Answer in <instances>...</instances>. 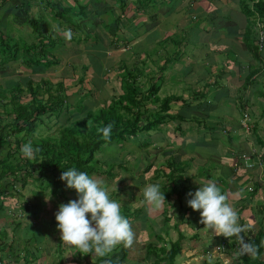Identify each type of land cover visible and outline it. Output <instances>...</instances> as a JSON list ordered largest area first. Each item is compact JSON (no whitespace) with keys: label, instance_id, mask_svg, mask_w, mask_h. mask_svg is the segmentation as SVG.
Wrapping results in <instances>:
<instances>
[{"label":"rangeland","instance_id":"1","mask_svg":"<svg viewBox=\"0 0 264 264\" xmlns=\"http://www.w3.org/2000/svg\"><path fill=\"white\" fill-rule=\"evenodd\" d=\"M117 1L118 3H120L119 0ZM126 1L128 3L130 1L134 2L135 0H126ZM108 3L109 5H107V9L112 10V0H108ZM226 7L231 8L232 10L237 9L236 6H232L230 4H228ZM117 8L121 10V3H120V7ZM55 9L56 6L51 5V10H55ZM120 10H116L115 13H117V15H120L121 14ZM126 10L127 12L130 10L129 5L126 8ZM161 10L163 9L158 8L156 11L154 10L153 13L154 12L157 13V16L162 15ZM68 15L69 14H66V16ZM109 17H110L109 20L111 21L109 23H104L99 33L96 32L98 35L97 37L98 39L96 38L97 40L91 39V34L93 33L92 31L93 29L80 30L82 31L80 33V36L77 37L75 34L73 35L70 41H67L65 40L64 37H61L62 40L65 41V46L60 45L62 47L57 49L58 50L57 56L60 58L61 62L59 65L49 70L35 71L34 69L29 68L23 60L24 53L22 50L19 58L16 61H10L8 63L7 61H5L6 55L4 53H1L0 54V61H1L0 88H5L6 91L10 92L11 90H13V87H16L18 85L17 84L12 86V84H8L9 81L14 80L17 83H19V85L23 86L24 95L29 96V91L25 87L27 84L26 81L28 80L34 81L35 84H39L41 81H50L52 85H56L58 82L63 81V83L66 86L72 87L71 91L69 92L71 94L72 92L77 91L78 82L79 80H82L84 82L83 87L89 90L93 89V91L97 94V96L99 95L98 104L92 105V111L97 112L98 109L102 108V106H106V104L109 102V98L111 96L110 95L111 90L109 87H111L112 89L116 86L119 87L120 85L119 82L115 81V77H117L118 73H120L119 68L122 67L121 61L127 60V63L129 64H132L133 62L137 63V61L144 58V53L142 52L144 48H146L144 49V51L149 53L148 56H150L151 54L154 57L153 60H155L156 62H160V60L162 61L163 58L167 57L166 55L165 57H163L162 53L161 52L159 53V47H157V45H161V43L157 42L155 44V41L157 39L156 36L157 34L155 33L158 30V28L156 29L157 19H152L153 21L151 22L150 17L147 16L146 17L147 21L144 22L141 20H137L136 22L133 23L126 21V19H122L119 26L116 19L115 20L112 19V15ZM234 18L237 19V21L239 20V17H234ZM50 24L53 25L52 23ZM79 24L83 25L84 23H79ZM131 26L134 27V29L136 28V30L129 34L127 30L131 29ZM71 31H75V30H71ZM258 31H259V37L258 35L256 36L257 39L256 43L258 42L259 45L260 33L262 32V30L259 29ZM29 32L30 29L28 30L25 29V31L21 33L24 36L23 37L21 35L20 37L21 39H16L19 38L20 32H15L14 35L16 36V38L14 40L16 42H21L23 40L26 42H33L35 38L30 37V35H28ZM55 36L60 39L59 34ZM122 37L124 38L127 37L130 40V42L128 44H123L122 42H119L118 38L120 39ZM78 38L81 40L80 43H77ZM118 42H119V46H116ZM239 43L241 44L242 42L240 41ZM223 46H226L225 42H223L222 46L217 45L216 47L219 48ZM103 48L108 49L111 53L109 52L107 54L105 52H102L101 49ZM260 50L264 51V46L263 49ZM112 53H117L119 55L115 56L112 55ZM98 54H100L101 56H105V58L102 60V64H100V60L97 61L94 60V57ZM206 56L208 57L206 60L207 62L213 61L214 63H217L216 56L217 57L220 56L221 59L231 58V55H219L216 53L207 54V55L205 54V57ZM112 63H114L115 66L117 67L120 66V67H118L117 70H112ZM94 64L96 65V69H93ZM83 65L89 67L87 75L85 74L86 71H83V69L81 68V66ZM152 65L153 64L149 62V66L152 67ZM253 65L256 68H260V71L263 70L264 58L262 57L261 61H258L257 59H253ZM73 66H77V68H75L77 69L76 71L74 70ZM157 66L159 67L160 64H157ZM164 69L168 70V68H164ZM96 70H98V73L100 74V76L96 75L97 77H99L98 79H94V77L96 76H92V74L95 73ZM243 70L246 71L244 67ZM196 71L197 70L194 71L193 75H190L187 78H184L182 75H179V78L185 81L183 84L180 85L167 84L166 86L168 88L169 85L172 87L171 90L166 89L165 95L186 93L185 95L190 96L192 93H195V89L192 87L196 85V80L203 77L205 74L204 72H202V75L198 76L196 74ZM165 72L167 73V71ZM83 75H85V77H83ZM166 77L168 78L169 76L166 74ZM92 80H95L97 86L101 89V91L99 90V92H97L94 89V87H92L91 84ZM117 81H119V78ZM251 81L254 83L250 86L249 90H246L242 94V103L244 105V109H242L243 113L240 112L238 114V111L236 110L234 111L233 114L232 110L225 111L223 107H219L218 109L216 108L214 109V111L211 112H206L205 105L203 104L204 100L201 101L202 102L201 104H195V105H189L183 107L181 111L182 113L188 109L192 111L191 116L192 119L194 120L192 122L193 124L192 127L190 128L183 127V125L188 122L180 124V127H174L171 125L169 126V123H167L168 126L164 127L165 132L163 131L153 132L152 133L153 141L158 146L160 145V147L157 149L156 148L150 149L151 157L149 160L147 159L148 157L144 155V150L141 147H139L135 143V141L133 142V144L130 143L123 147L120 145L113 144L111 147L106 149L103 155L99 156L100 160L103 162L104 169L108 168V165L110 164H115V169L113 170L115 176L113 179H109L106 176H98L97 174L92 177L102 181L103 185L109 189V196L112 197V199L119 201L121 204V208L130 207V209L132 208L140 209L141 207H143L144 210L146 209V212L142 214L140 219L132 217L129 220L132 225L133 231L135 233V241L133 246L128 248L129 249L128 257L123 258L122 256L123 252L115 250L118 248L117 246L112 251L111 254L112 256L110 255L112 258V263L110 264H154L153 260H147L145 258V251L147 246L146 243L150 241V238L152 237L151 234L152 231H154L156 234L161 235L165 243H168L167 245L169 248H171L170 243H175L179 240L180 241L183 240L182 250L176 259V264H204L205 261H209L208 262L209 264H236L237 255L235 256L231 255L232 251L235 252L234 254H236L239 248V246H234L231 243V240L234 237L228 239L223 236L215 235V233L212 230H209L205 228L203 224H200V212L193 211L187 205V199H190V197H188L187 194L189 192L193 193L196 191L195 190V186L197 185L195 184V182H197L196 178L198 179L199 177L203 178V174L208 175L212 173L213 176L212 180L213 181L215 180L214 182L217 184L220 190L226 189V187L228 189H231L234 186V183H230L225 180L224 182L227 183H224L220 175L223 166L226 168L230 166L228 161H231V159L224 155H230L229 153L230 150H232L235 153L236 148L233 147L235 145H233L231 142L227 143V141H225V143L217 141L218 143H216L217 145L216 147L207 144L206 146L210 147L208 149H196V148L192 149V153H190V155L194 153L199 155L203 154L204 157L206 158L210 157V160H208L207 158L201 164L199 162V165H196L195 162L191 163L190 167L186 171V176H185L188 177L189 180L188 182H186V197L182 201L178 199L177 195H173L172 196V201L174 204L173 208H169V206L166 205L167 204L166 202L160 209L152 208L151 206L147 205L144 202L143 191L146 185L159 184L161 190L165 194V191L169 189L170 188L169 186L171 185L170 180L168 179L169 178L168 175L170 174V172L166 169L164 161L161 160L162 159L161 157L164 156L166 158H169L171 157V155H176V153H178L179 151H176L175 148H179V145L182 144L184 145V141H186L185 144L186 143L188 144L191 143V141L196 140L198 136H202L204 132H200L199 129L201 128L203 130L205 129L208 130V128L221 129L223 125L225 131H226V127L227 129H229L230 127L233 128L234 130L236 129L238 132L236 130L234 132H231L233 135L234 143L236 144V146L239 147L246 146V148H248V151L250 152V154H247L246 158L244 159L245 161L247 160V164H248L247 166L250 167L249 168L245 167L248 170L247 173L245 174L240 173V174H244L243 180L240 183H245L247 181L252 180V182H254L255 184L260 183L264 188V161H262L259 158L258 153L260 148L258 147L259 144L256 141V136L264 138V112H263L264 98L259 95V92L264 91V73L258 72L255 76L251 78ZM118 87L117 90L118 93L120 94V88ZM12 95H13L12 93H8L6 95V101L4 102L0 101V112H4L6 110L11 109L12 106H10L11 104L10 100L12 98ZM71 101L75 102L76 98H72ZM206 102L207 101H205V104ZM209 103L214 104L211 101L208 102V104ZM182 104H185V102ZM216 104L218 103L215 102L214 105ZM2 105H8L7 106L8 109L4 108V106L2 107ZM249 109L253 115V117L251 118L250 116H248ZM74 110L76 111L77 108L74 107ZM170 111L173 112L172 109ZM9 113H11V116H8L6 120L7 123L11 124L14 118V113L10 111ZM74 114H76L77 116L78 113H74ZM206 114L211 116L208 117ZM224 114L231 116L234 115L235 121L237 122L231 124L230 123L231 120L226 118V120L224 121H228L226 122V124L228 123L227 125L225 124L222 125V123H220L221 121L215 123L214 119L218 115H224ZM5 116H6L5 113L1 115L2 118H4ZM68 116L69 115H66L65 118H67ZM70 116L71 117L69 119L71 121L73 120V115ZM249 118L251 121L248 120ZM242 119L244 120L243 124L241 122ZM55 122L56 121L54 120L53 123ZM53 123L51 124V129H50L51 131L49 133L55 132V130L59 128V125H55ZM65 123L68 122H66L65 119L63 118L61 124H65ZM175 124L178 126V122H175ZM255 125L258 126L256 132H254L255 130H253V127ZM248 126H250L251 129H249ZM199 132L202 134H199ZM47 134H48L47 130H44V132H42L41 135L46 136ZM224 136L227 137V135ZM184 137H188L189 140L188 141L181 140ZM14 140L15 139L13 137L7 139L10 146L9 145L7 147L4 146V148L0 152V159H3L9 148H12V150L17 149ZM170 149L172 150L169 151ZM261 153L264 154V147H262ZM154 155L161 156L160 157L161 159L157 158V160H160V162L156 161ZM183 157L184 159H188L190 156L186 157V155H184ZM147 161L156 164L155 166L152 167V170H150L148 174L143 175L142 173L144 172ZM232 161H234V158ZM123 165L124 168H122ZM234 165H236L235 162ZM202 168L205 169L206 171L205 173H204V169ZM158 169L162 171H159L157 173ZM141 184H145V185L140 186ZM61 186L63 190L66 192L65 193L66 197H68L69 200H76L78 198L77 193L75 192L74 189H67L66 182H62ZM35 187L33 185H28L25 189L18 188L19 189L17 191L18 193L15 192V190H13L10 193L11 195L8 194L2 200L0 199V204L3 201L5 202V207H6L5 209L6 212L3 217L7 220L11 219L10 222L14 220L12 215L14 216L18 215L19 217H21V215L23 214L21 213V207H23L26 203L31 204L34 202L33 193L36 190ZM196 187L199 186L197 185ZM249 188H255V187L249 183H245V185H243V189L240 193L241 197L243 196L244 198H248V200H250L253 194L248 192ZM228 189L226 190L227 196L229 193ZM234 195L236 196L237 193ZM42 197H43L42 203L44 206V212L42 213V217L44 219H47V217L51 216L52 211L53 214H55L58 211L59 205L61 202L64 201V198L61 196L57 200L53 196L51 197L50 195H45ZM54 200L56 201L53 202ZM253 204L256 208L255 210V214H256L259 209V206L261 205V202L258 203L256 200H253ZM184 208H186L187 210L184 211ZM237 208L238 207L235 206L234 209L239 215V223L245 226V230L249 229L250 227L252 232L251 236L252 237L255 236L256 233H258V231L260 230L261 225L264 226V216L259 217L258 214V217L254 219V222H252L251 215H247L246 212H243V210L238 211ZM165 210L167 211L166 215L169 219L168 222L164 220ZM88 218L90 219V215ZM258 219H260L259 222ZM43 224H44L43 221H39V223L36 224L37 228L38 226L42 227ZM51 227L52 226H50V230H54V228L52 229ZM41 235H42L41 233L35 234L36 236L35 242H37L38 239L42 238ZM59 235L61 237V233ZM20 239H21L20 242L22 241L26 242L27 236H22ZM53 241H57L56 238H54ZM221 241H228V242L227 244H223ZM28 246L29 244L27 243L26 246H24V248L25 247L28 248ZM194 251H196L198 255H195ZM61 253L62 250L59 251L58 256L60 260H63L62 258L63 256H61ZM74 258L77 260L76 264L81 263L80 261H82V258L80 255L75 256ZM86 258H88V256ZM209 258L211 260H208ZM263 260H264V256H263ZM85 261L87 260L85 259Z\"/></svg>","mask_w":264,"mask_h":264},{"label":"trees","instance_id":"2","mask_svg":"<svg viewBox=\"0 0 264 264\" xmlns=\"http://www.w3.org/2000/svg\"><path fill=\"white\" fill-rule=\"evenodd\" d=\"M119 1L121 3L122 17L120 15L116 21L120 26L121 20L126 17L128 4H126V0ZM157 1L136 0L133 2L134 6H130V10L134 9L136 14L147 16L158 8ZM239 5L242 9L241 13L244 14L245 18V22H243L245 23V28H243L245 41L247 45L251 46V53H253L254 59L261 61L262 57L264 58V51L260 50V45H258V42L256 43V36L258 35L259 37V29L264 34V0H239ZM66 14H69L67 9L61 10L60 12L57 11L54 19L57 23L68 24L71 22V19ZM136 20L134 18L132 21L136 22ZM31 23L37 34L35 40L33 42L23 40L19 44L14 39L0 37V54L4 53L7 56H5V61L8 63L10 61H16L22 50L25 64L35 71L49 70L59 65L61 61L57 56V49L65 46V41L61 37L60 39L55 37L54 34L42 32L44 24L42 17ZM260 24L263 26L258 29ZM135 30L136 28L134 29L132 27L127 32L130 34ZM97 37L98 35L96 33L91 34L92 40H97ZM80 41L78 38L77 43H80ZM118 41L123 44L130 42L127 37L118 38ZM119 42L117 44L115 43L116 46H119ZM101 50L105 53L110 52L104 48ZM148 57L153 63L154 68L147 67L146 60H140L138 64H135L134 68L127 66V64H124L120 68L118 75L120 94L118 96H110L106 106H102L97 112L92 111V105L98 104L96 93L93 89L89 90L83 87L84 82L82 80L78 82L77 91L71 94L69 92L72 87L66 86L63 81L52 85L50 81H41L39 84H35L34 81L28 80L25 87L29 91V96L24 95L23 86L19 84L13 87V90L10 92L6 91L5 88H0V101H6V95L8 93L13 94L10 100L11 109L0 112V152L4 146L7 147L9 145L7 139L10 137L15 139L14 142L17 146L15 150L9 148L3 159H0V199L2 200L8 194L11 195L10 193L13 190L17 192L19 190L18 188L25 189L28 185L36 186V190L33 193L34 203H26L23 206V210L28 212V214L24 213L25 215L23 214L22 217H29L33 223H37L39 220L44 221L45 227H50L57 223L55 214L52 211L50 216L52 220H43L42 213L44 212V206L42 196L50 195L57 200L62 196L64 201H59L61 202L60 205L70 201L61 186L62 181L60 177L63 171L75 167L79 171L87 172L90 176L97 174L98 176H106L109 179H113L115 176L113 173L115 164H110L108 168L104 169L103 162L99 156L103 155L106 149L113 144L123 147L130 143L133 144L134 141L144 150V155L149 160L151 157L150 149L160 147V145L158 146L153 141L152 133L162 131L161 126L170 122H178V127H180V124L187 122L189 119L186 117L188 116L186 113H182L181 115L170 113L173 102L178 103L181 101L184 103L186 101L183 97L172 95L161 98L158 96L161 86L158 85V79L160 78L157 79V77L162 75L165 65L159 66L162 69L157 70L158 62L153 60L154 57L151 54ZM102 60L103 57L100 58V64H102ZM73 68L75 71L77 70L75 69L76 66H73ZM81 68L83 71H86L85 74L87 75L88 66L83 65ZM258 72L264 73V69L261 71L260 68L250 70V74L247 76L248 80L243 85L240 96L246 90H249L250 86L254 83L251 81V78ZM98 78L97 76L94 77V79ZM91 84L96 91L101 90L95 80H92ZM259 95L264 98V91L259 92ZM72 98H76V103L71 101ZM209 104L206 102L205 105ZM3 106L8 109V105ZM74 107L77 108L76 111ZM242 108L244 109V106ZM9 111L14 113L11 124L7 123L6 120L8 116H11ZM3 113L6 114L4 118L1 117ZM74 113H78L77 116ZM66 115L69 116L65 118ZM70 115H73V120L71 121L69 119L71 117ZM248 116L251 118V115L248 114ZM63 118L68 123L61 124ZM250 118L248 119L249 121H251ZM54 120L56 121L55 123H53ZM52 123L59 125V128L55 132L49 133ZM110 123L113 125L111 139L105 141L101 138V135L97 134L96 129L99 126H106ZM248 127L251 129L250 126ZM257 128L258 126L256 125L253 127L254 132L257 131ZM44 130L48 132L46 136L41 135ZM228 138L234 145L233 137L229 135ZM28 141L32 142L34 149H40L33 159L24 158L20 152L21 145ZM256 141L260 148L258 153L259 158L264 161V154L261 153V149L264 147V138L256 136ZM238 151L239 156L235 159L237 165L232 163L231 167H233L234 172L245 174L248 170L244 166L243 157H246L250 152L246 146L241 147ZM182 156L183 153H176V155H171L169 158L154 155L157 162H160L157 158H162L161 160L164 161L166 169L170 172L168 179L171 185L165 191L166 205L169 208L174 207L172 201L173 195H177L178 199L182 201L186 197V182L189 180L185 176L191 163L189 160L184 161ZM155 164L147 161L142 174H148ZM122 168H124V165ZM159 171L162 170L158 169L157 173ZM203 176L206 175L203 174ZM144 185L141 184L140 186ZM4 203L2 202L0 204V211L4 208ZM258 211L259 216H264L263 208ZM144 212H146V209L144 210L143 207L140 209H130V207L121 208V214L128 220L132 217L140 219ZM166 212L165 210L164 220L168 222L169 219ZM19 223H22L21 219L20 221L17 220L15 226H20ZM33 223L31 226L35 227L36 224L33 225ZM151 234L150 241L146 243L145 258L147 260H153L154 264H176V259L181 251L180 240L175 243H170L171 248H169L168 243H165L161 235L156 234L154 231ZM251 234V228L242 233L245 242L259 246L261 241H264V226L261 225L260 230L255 236L252 237ZM3 237H0V239L5 242L7 235ZM221 242L227 244L228 241ZM231 243L234 246L240 247L235 237L231 240ZM120 246L115 250L123 252V258H127L129 249L123 247V245ZM111 254L112 252L105 257H100L97 264L106 263L112 256ZM31 255L32 253L29 250L25 257L28 259ZM263 256L264 247H260L256 258L246 254L237 255L236 264H264ZM204 264L209 263L205 261Z\"/></svg>","mask_w":264,"mask_h":264},{"label":"crops","instance_id":"3","mask_svg":"<svg viewBox=\"0 0 264 264\" xmlns=\"http://www.w3.org/2000/svg\"><path fill=\"white\" fill-rule=\"evenodd\" d=\"M126 4L131 7L134 6V3L131 1L128 3L126 2ZM157 4L158 8L163 9L161 10L162 15L157 16V13L154 12L153 14L151 13V15L149 14L150 16H147L150 17L151 22L153 21L152 19H157L156 29L158 28V30L155 33L157 34L155 44L157 42L161 43V45H157V47H159V53L161 52L163 57H165V55L167 56L164 58V60H160L158 64H160V66L163 64L166 68H168V70L164 69L162 75L157 77V79L160 78L158 79V85L161 86V90L158 96L161 98H166L167 96L178 95L186 100H184L185 104H182L183 102L181 101L178 102L179 104H177V102H173L171 105V109L173 110V112L171 113L181 115L183 107L201 104L202 100H204V105L205 101H207V103L210 101L214 104L215 102L218 103L216 105L212 103L209 105H205L206 112L214 111V109H218L219 107H223L225 111L232 110L233 114L236 110L238 111V114L242 112V107L244 105L242 103V96H240V94L243 89V85L248 80L247 76L250 74V70H252L253 68L255 69L256 67L253 65L254 56L253 53H251V46L247 45L245 41L243 29L245 28V23H243L245 22V18L244 14L241 13L242 9L239 5V0H161V3L160 0H158ZM228 4L236 6L237 9L232 10L231 8L226 7ZM51 5L56 6L58 12L67 9V11H69L71 22L68 24L57 23V21L54 19V15H56L57 11L56 9L51 10ZM107 5H109L108 0H0V37L15 39L16 36L14 35V33L20 32L19 38L16 39H21V33L25 31V29H30L28 35H30V37L32 38H35L37 37V34L31 22H34L41 17L44 23L42 32H46L47 34H54V36L59 34L60 37H63L62 34L56 30L57 28L75 30L72 31V33L73 35L76 34L77 37H79L80 33L82 32L80 30L93 29V33H99L102 25L111 21L109 20V16L112 15V19L115 20L121 15H117V13H115L116 10H120L119 8H117L120 7V3H118L117 0H112V10L107 9ZM133 10H129L127 12L126 17L124 18L126 19V21L132 23V20L134 18L144 22L147 21L146 15H138L136 14V11ZM234 17H239L241 23L238 22L239 20L237 21V19H235ZM50 23H52L53 25H51ZM79 23H84V26ZM240 41L242 42L241 44L239 43ZM223 42H225L226 46L219 48L216 47L217 45L222 46ZM18 43L21 44V42ZM207 47H209L210 49ZM144 49L142 51L144 53V58L141 59V61L146 60L147 67H150L149 62H151V60L149 61L148 52H145ZM212 53H216L219 55H231V58L221 59L220 56H216L217 63H214L213 61L207 62L206 60L208 57H205V54L207 55ZM112 55L118 56L119 54L112 53ZM101 57H103V59L105 58V56H101L100 54H98L94 57V60H100ZM139 62L140 60L137 61V63L133 62L132 64H129L127 63V60L121 61L122 66L124 64H127V66H130L132 68H134L135 64H138ZM118 67L115 66L114 63H112V70H117ZM243 67L246 69V71L243 70ZM152 68H154L153 65ZM93 69H96L95 64L93 66ZM160 69L162 68H157V70ZM98 70H96V72L93 73L92 76H94V74L99 75ZM195 70H197L196 74L198 76H201L202 72L205 73L203 77L196 80V85L192 87L195 89V93H192L190 96L185 95L186 93L165 95L166 89L171 90L172 87L169 85L168 88L166 86L167 84H183L185 81L181 80L179 78V75L187 78L190 75H193ZM165 71H167V73ZM166 74L169 76L168 78L166 77ZM117 80L118 76L115 77L116 82H118ZM8 84H12L13 86L19 83L12 80L9 81ZM117 87L118 86L112 89L111 87H109L111 90V96L119 95ZM97 92H99V90ZM97 99L98 102L99 95L97 96ZM191 112L192 111L189 109L183 112L188 114V116L190 117L189 118L188 116H186L189 120H187L188 123H185L183 125L184 128H190L193 125L192 122L194 120L192 119ZM248 114L253 117L250 109L248 110ZM207 116L210 117L211 115ZM226 118L231 120V124L237 122L235 121L234 115L231 116L225 114L218 115L214 119V121L215 123L221 121L220 123H222V125H227L228 123L226 124V122L228 121H224L226 120ZM241 122L243 124L244 120L242 119ZM170 125L178 127L175 122H170L169 126ZM165 126L168 125L166 124L161 126L163 132H165ZM199 130L200 132H204L202 136H198L196 140H193L188 144H185L186 141H184V145L182 144L179 145V148H175L176 151H179L178 153H183V156H190L188 159H184V157L182 156V159L184 161L189 160L190 163L195 162L196 165H199V162L201 164L207 158L208 160H210V157L206 158L203 154L199 155L196 153L190 155L193 148L208 149L210 147L206 146L207 144L216 147V143H218L217 141L222 143H225V141H227V143H229L230 140L228 136L231 135L233 137L231 132H234L236 129L234 130L231 127L227 129L226 127L225 131L223 125L221 129L208 128V130H203L201 128ZM200 132L199 134H202ZM224 135H227V137H225ZM181 140L188 141L189 138L184 137ZM234 145L235 146L233 147L236 148L235 153L230 150V155H224L231 159V161H228L230 166L227 168L223 166L220 175L223 182L225 180L230 183H234V186L231 189H228L227 187L226 189H221V192L226 194V190L228 189V203H230L234 208L235 206H237L238 211L243 210V212H246L247 215H251V221L254 222V219L258 215L259 211H257V213L255 214L256 208L253 204V200H256L258 203L261 202L258 210L262 209V197L264 195V188L260 183L255 184L254 182H252V180L247 181L245 183H249L255 187V190L253 192H250L253 194V196L251 198L249 197L250 200H248V198H244L243 196L241 197L240 193L245 183L240 182L243 180L244 174L234 172L233 167H231L232 163L234 164L235 162V158L239 156L238 150L241 149V147L236 146L235 143ZM233 158L234 161H232ZM212 177V173H210L206 176H203V178H196L197 182H195V184L200 187L208 180H212ZM196 186L195 190H198L199 187ZM236 193L238 196L234 195ZM240 197L243 199H241ZM3 207L4 208L2 209V211H0V237L7 235V238L5 239V242L1 241L0 239V264H76L77 260L74 257L79 255L81 256L82 261H80L81 263L78 264H97L96 262L99 260V256L97 259V256L93 254L80 253L78 250L72 247L70 248V246L68 248V246L60 238V232L58 228H56L57 223L53 224V227H51L52 229L54 228V230H50V227H45L44 221L42 227L38 226L37 228V225L35 224L39 223V221L41 220H39L37 223H33V221H31L29 217H22L24 213L28 214V212H25L23 210V207H21V213H23L21 217H19L18 215H12L14 220L10 222L11 219L7 220L3 217L6 212L5 203ZM186 208H184V211L187 210ZM20 219L22 222L21 224L19 223L20 226H15L17 220L20 221ZM43 220L45 219L43 218ZM48 220L50 221L52 220V218L49 216L47 217V221ZM259 221L260 219H258V222ZM32 223L33 225H35V227L31 226ZM38 233L42 234V238L38 239L37 242H35V234ZM22 236H27L26 242H20V238ZM54 238H56L57 241H53ZM182 241L183 240L180 241L181 250ZM27 243L29 244L28 248H24ZM29 250L31 251L32 255L27 259L25 256L27 251ZM61 250V256H63V260H60L58 256L59 251ZM234 253L235 252L232 251L231 255L235 256ZM194 254L198 255L196 251H194ZM87 256L88 258H86ZM85 259L87 261H85ZM208 260L211 259L209 258ZM110 263H112L111 257L107 260L106 263L103 264Z\"/></svg>","mask_w":264,"mask_h":264},{"label":"clouds","instance_id":"4","mask_svg":"<svg viewBox=\"0 0 264 264\" xmlns=\"http://www.w3.org/2000/svg\"><path fill=\"white\" fill-rule=\"evenodd\" d=\"M65 40L73 37L71 29H56ZM97 134L105 141L111 139L113 125L99 126ZM39 148H33L28 141L21 145L20 152L26 159L35 158ZM237 165V164H236ZM245 166V162H244ZM62 182H66L67 189H74L76 200L59 205L55 213L57 227L61 233V240L80 253L105 257L117 246L125 248L133 246L135 233L130 221L121 214L119 201L110 199L109 189L102 181L90 176L87 172L79 171L75 167L63 171ZM252 189V190H250ZM255 188H249L253 192ZM187 205L193 211L200 212V223L212 230L215 235L225 238L235 237L240 247L235 255H250L256 258L260 247L245 242L242 233L245 226L239 223V215L228 203V196L223 194L213 180H208L194 193L189 192ZM144 202L154 209H160L165 200V194L159 184L146 185L143 191ZM262 197V208L264 209ZM90 215V219L88 218Z\"/></svg>","mask_w":264,"mask_h":264},{"label":"built area","instance_id":"5","mask_svg":"<svg viewBox=\"0 0 264 264\" xmlns=\"http://www.w3.org/2000/svg\"><path fill=\"white\" fill-rule=\"evenodd\" d=\"M259 28H262V26L260 25ZM259 45H260V48H261V49H262L263 46H264V34H263L262 32L260 33V43H259ZM245 158H246V157H243V160H244ZM244 162H246L245 167L249 168L250 166H247V165H248V164H247V160H246V161L244 160ZM250 190H252V189H250ZM263 205H264V198H263Z\"/></svg>","mask_w":264,"mask_h":264}]
</instances>
